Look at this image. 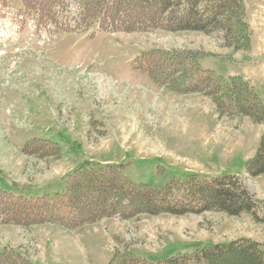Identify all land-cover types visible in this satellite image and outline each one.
<instances>
[{
	"label": "rangeland",
	"instance_id": "374dc122",
	"mask_svg": "<svg viewBox=\"0 0 264 264\" xmlns=\"http://www.w3.org/2000/svg\"><path fill=\"white\" fill-rule=\"evenodd\" d=\"M242 1L251 32L243 51L226 46L218 32L55 30L36 22L22 1H0V190L27 198L62 194V177L76 166L117 164L143 186L230 175L264 204V175L247 170L264 123L219 113L213 97L174 92L135 68L150 49L195 51L202 70L225 81L240 77L264 104V0ZM67 2L75 27L79 5ZM256 213H143L67 229L2 223L0 210V261L109 264L126 254L135 260L124 264H160L243 239L264 250V206Z\"/></svg>",
	"mask_w": 264,
	"mask_h": 264
},
{
	"label": "trees",
	"instance_id": "16d2710c",
	"mask_svg": "<svg viewBox=\"0 0 264 264\" xmlns=\"http://www.w3.org/2000/svg\"><path fill=\"white\" fill-rule=\"evenodd\" d=\"M20 1L25 10L36 15V22L51 25L55 30H90L97 26L109 33L155 29L204 34L218 32L223 34L226 46L234 50L243 51L251 47V32L242 0H73L80 9L76 18L71 20L75 27L67 21V0ZM198 54L189 50L150 49L138 56L135 68L145 72L153 83L174 92H203L213 97L219 113L242 114L258 124L264 123V104L251 91L249 84L240 77L225 81L210 71L202 70ZM247 170L253 176L264 175V132ZM122 174L123 168L117 165H88L67 176L66 190L62 194L27 198L0 190V210L4 215L1 222L23 226L57 223L64 228L75 229L103 218L130 219L143 213L180 214L215 210L229 215L248 212L258 217L256 211L264 206L230 175L211 180L199 179L195 175L186 182L172 180L164 187H155L136 185ZM177 189L181 192L175 197ZM8 257L1 259L0 264L9 261ZM165 259L159 263L264 264V250L258 242L243 239L203 246L191 253H179ZM129 260L134 261L135 258L129 259L128 255L122 254L109 264H124Z\"/></svg>",
	"mask_w": 264,
	"mask_h": 264
},
{
	"label": "crops",
	"instance_id": "0c3cea01",
	"mask_svg": "<svg viewBox=\"0 0 264 264\" xmlns=\"http://www.w3.org/2000/svg\"><path fill=\"white\" fill-rule=\"evenodd\" d=\"M72 170H73V169H72ZM72 170H70V172H71ZM68 174H69V173H68ZM65 175H67V174H65ZM65 175H64V176H65ZM64 176H63V177H64ZM263 195H264V194H263ZM263 197H264V196H263Z\"/></svg>",
	"mask_w": 264,
	"mask_h": 264
}]
</instances>
